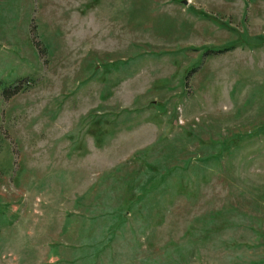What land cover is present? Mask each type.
Returning a JSON list of instances; mask_svg holds the SVG:
<instances>
[{"label":"rangeland","instance_id":"1","mask_svg":"<svg viewBox=\"0 0 264 264\" xmlns=\"http://www.w3.org/2000/svg\"><path fill=\"white\" fill-rule=\"evenodd\" d=\"M0 264H264V0H0Z\"/></svg>","mask_w":264,"mask_h":264},{"label":"trees","instance_id":"2","mask_svg":"<svg viewBox=\"0 0 264 264\" xmlns=\"http://www.w3.org/2000/svg\"><path fill=\"white\" fill-rule=\"evenodd\" d=\"M18 91V89H15L13 92L15 93V92H17Z\"/></svg>","mask_w":264,"mask_h":264}]
</instances>
